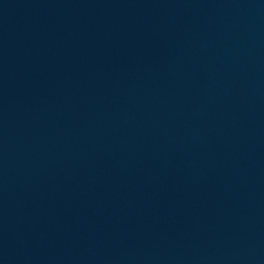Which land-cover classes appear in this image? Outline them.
Segmentation results:
<instances>
[{
	"label": "water",
	"instance_id": "water-1",
	"mask_svg": "<svg viewBox=\"0 0 264 264\" xmlns=\"http://www.w3.org/2000/svg\"><path fill=\"white\" fill-rule=\"evenodd\" d=\"M0 264H264V0H0Z\"/></svg>",
	"mask_w": 264,
	"mask_h": 264
}]
</instances>
